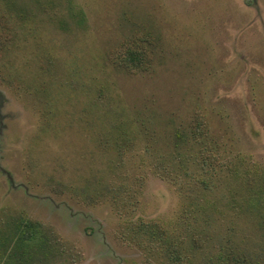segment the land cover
<instances>
[{"label":"rangeland","instance_id":"1","mask_svg":"<svg viewBox=\"0 0 264 264\" xmlns=\"http://www.w3.org/2000/svg\"><path fill=\"white\" fill-rule=\"evenodd\" d=\"M0 19V224L51 229L66 264L264 253L245 203L264 174V0H0ZM127 47L141 68L113 62Z\"/></svg>","mask_w":264,"mask_h":264},{"label":"trees","instance_id":"2","mask_svg":"<svg viewBox=\"0 0 264 264\" xmlns=\"http://www.w3.org/2000/svg\"><path fill=\"white\" fill-rule=\"evenodd\" d=\"M143 61L144 54L129 47L113 59L126 71L141 68ZM200 126L198 122L195 133L199 132ZM246 190L245 203L257 215L264 230V174L256 175L254 183L248 180ZM148 234L155 236L157 231L155 229ZM195 244L199 246L197 240ZM73 259L74 254L66 251L54 232L40 223L15 215L0 224V264H66ZM179 264H185L184 260ZM214 264H264V253L251 254L238 247H229V250L215 254Z\"/></svg>","mask_w":264,"mask_h":264}]
</instances>
